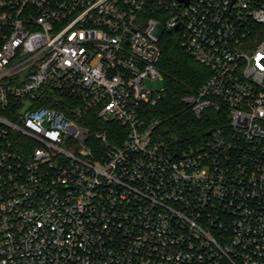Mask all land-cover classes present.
Wrapping results in <instances>:
<instances>
[{"label":"built area","instance_id":"obj_1","mask_svg":"<svg viewBox=\"0 0 264 264\" xmlns=\"http://www.w3.org/2000/svg\"><path fill=\"white\" fill-rule=\"evenodd\" d=\"M165 31L221 113L181 155L146 86ZM91 114L124 128L99 156ZM0 264H264V0H0Z\"/></svg>","mask_w":264,"mask_h":264},{"label":"trees","instance_id":"obj_2","mask_svg":"<svg viewBox=\"0 0 264 264\" xmlns=\"http://www.w3.org/2000/svg\"><path fill=\"white\" fill-rule=\"evenodd\" d=\"M160 46L162 56L158 66L164 73V92L158 103L151 107L150 116L160 121L156 140L181 155L202 147L206 140L205 133L221 126V113L207 110L201 117H197L184 101L189 94L202 87L210 71L185 51L180 34L165 31ZM81 125L91 131L88 146L94 156L102 155L105 150L97 133L106 130L112 144L117 142L113 135L124 130L121 125L100 121L94 114L88 116Z\"/></svg>","mask_w":264,"mask_h":264},{"label":"rangeland","instance_id":"obj_3","mask_svg":"<svg viewBox=\"0 0 264 264\" xmlns=\"http://www.w3.org/2000/svg\"><path fill=\"white\" fill-rule=\"evenodd\" d=\"M146 86L148 89L154 92H161L164 89V81L163 80H148L146 82Z\"/></svg>","mask_w":264,"mask_h":264},{"label":"water","instance_id":"obj_4","mask_svg":"<svg viewBox=\"0 0 264 264\" xmlns=\"http://www.w3.org/2000/svg\"><path fill=\"white\" fill-rule=\"evenodd\" d=\"M182 2L186 3V4H189L190 0H181ZM181 27H178L177 30H180ZM213 129L209 130L208 132L205 133V137L211 135L213 133Z\"/></svg>","mask_w":264,"mask_h":264}]
</instances>
